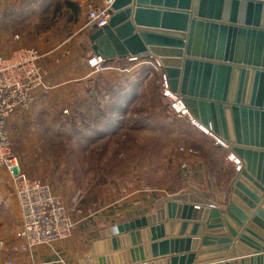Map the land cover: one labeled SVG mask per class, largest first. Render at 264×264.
Instances as JSON below:
<instances>
[{"label": "water", "instance_id": "95a60500", "mask_svg": "<svg viewBox=\"0 0 264 264\" xmlns=\"http://www.w3.org/2000/svg\"><path fill=\"white\" fill-rule=\"evenodd\" d=\"M109 14L105 27L92 26L94 55L159 60L172 93L241 162L226 209L194 193L169 196L151 215L111 229L112 249H121L119 237L130 234L133 245L136 236L154 242L150 255L130 249L131 264H151L168 255L159 248L167 252L169 245L189 252L191 239L155 243L167 229L159 222L198 219L204 225L177 226L205 229L201 245L212 256L233 246V258L248 259L225 264H264V0H116ZM182 254L170 263H194L195 254Z\"/></svg>", "mask_w": 264, "mask_h": 264}, {"label": "rangeland", "instance_id": "374dc122", "mask_svg": "<svg viewBox=\"0 0 264 264\" xmlns=\"http://www.w3.org/2000/svg\"><path fill=\"white\" fill-rule=\"evenodd\" d=\"M17 1L16 9L4 10L0 27L7 37L50 32L57 42L70 43L65 48L73 47L79 19L62 12L61 0ZM123 61L121 67L137 70L96 87L97 96L83 114L81 105L44 111L36 119L30 110L28 120L7 127L21 170L51 187L71 218L134 195L177 192L186 158L181 149L196 152L217 179L231 175L225 148L175 115L163 96L161 73L145 62ZM229 197L230 192L226 208ZM16 207L1 211L5 235L21 228L19 201Z\"/></svg>", "mask_w": 264, "mask_h": 264}, {"label": "crops", "instance_id": "0c3cea01", "mask_svg": "<svg viewBox=\"0 0 264 264\" xmlns=\"http://www.w3.org/2000/svg\"><path fill=\"white\" fill-rule=\"evenodd\" d=\"M69 1L80 10L79 18H77V21L79 19L78 38L77 40L73 39L71 49L64 47V45L70 43L57 42L52 38L50 32L34 35L31 38L25 35H17L20 37L19 43L21 45L39 49L43 55L42 65L47 71L44 87L36 93L35 105L28 114L31 117L35 115L34 119L44 111H67L78 105H81V114H83L97 96L96 87H99L101 83L118 80L124 74L127 76V74L138 68L121 67L120 65L124 61L114 59L106 61L105 69L102 72H95L88 64L96 56L92 51V43L89 39L92 34V26L89 25L87 14L88 6L99 3L100 0ZM61 2L62 12L72 13L71 9L65 5V0H61ZM17 3V0H0V25L5 8L8 6L16 9ZM14 37H7L0 27V55H5L12 49ZM80 45L81 47L78 48ZM125 61L127 62L128 59ZM28 115L24 113L12 117L8 122V127L11 128L13 125L23 123L30 118ZM210 140L215 144L213 138ZM216 147L219 146L216 145ZM223 151L226 156L225 164L231 166L232 170L231 175L223 178V180L217 179L209 173L203 160L197 155H185L184 163H187L188 167L182 170L183 186L177 192L134 195L135 197L133 196L120 203L99 207L89 215L81 216V211H78L77 215L72 216L75 226L69 239L51 246L35 248L30 254H19L15 258L14 264H131L130 249L139 250V257L150 255L148 248L154 243L151 240V235H146L145 241L142 237L136 236L135 245H133V242L129 239L130 234H124L119 237L121 239V249L114 251L111 243V229L117 225L128 224L136 219L151 215L154 213L155 206L159 201L176 194L194 193L218 210H224L226 208L224 200L227 193H231L230 185L236 175V166L234 162L228 159L232 153L227 149H223ZM17 202L13 180L6 171L0 170V264H5L7 258L5 251L7 247L18 243L20 233V228H17V230H14L13 235L4 234L6 230L5 219L1 211H5L6 208L15 209ZM19 212L18 217L21 224V209ZM159 223L165 224L167 229L162 235L158 236L159 239L155 243L191 239V250L186 252V248H181L180 245H169L167 252L165 249L159 248V253H168V255L157 260H149L148 262L151 264H171V257H179L183 255L182 253H185V255L195 254L196 258L193 264L237 263L239 260L248 259L245 254L242 258H233V246L223 256H212L214 250L203 249L201 245L202 237L207 234L205 229L193 233L188 227L182 232V228L177 226L181 223L204 225L202 220L170 219ZM170 223H174V226L170 227ZM146 229H149V227ZM211 237H214V235L211 234ZM232 241L236 242V240ZM140 249H142V252ZM102 260L104 261L102 262Z\"/></svg>", "mask_w": 264, "mask_h": 264}, {"label": "built area", "instance_id": "2783aa9c", "mask_svg": "<svg viewBox=\"0 0 264 264\" xmlns=\"http://www.w3.org/2000/svg\"><path fill=\"white\" fill-rule=\"evenodd\" d=\"M116 0H100L88 6L87 19L90 26L105 27L110 20V10ZM20 37L15 36L12 49L0 55V170L8 173L14 183L17 199L22 213L18 243L6 249L5 264H14L19 254H30L35 248L51 246L65 241L72 235L75 223L68 209L51 187L31 178L21 170L7 130L12 117L29 112L35 104V95L44 87L46 69L42 65V54L36 47L23 46ZM128 62L151 64L161 73L163 96L171 105L175 115L188 119L192 125L211 136L218 145L227 149V145L215 138L200 126L191 116L182 98L172 93L168 78L163 72L159 60L142 57L128 58ZM106 61L93 57L89 66L97 73L105 69ZM186 156H195L192 149H181ZM228 159L234 162L236 171H240L241 162L231 154ZM187 163L182 169H187ZM77 207V204H75Z\"/></svg>", "mask_w": 264, "mask_h": 264}, {"label": "trees", "instance_id": "16d2710c", "mask_svg": "<svg viewBox=\"0 0 264 264\" xmlns=\"http://www.w3.org/2000/svg\"><path fill=\"white\" fill-rule=\"evenodd\" d=\"M65 5L71 9L74 18L73 19H77L79 17L80 14V10L75 6V4H73L72 2H70L69 0H65Z\"/></svg>", "mask_w": 264, "mask_h": 264}, {"label": "bare ground", "instance_id": "6f19581e", "mask_svg": "<svg viewBox=\"0 0 264 264\" xmlns=\"http://www.w3.org/2000/svg\"><path fill=\"white\" fill-rule=\"evenodd\" d=\"M202 131H205V130H202Z\"/></svg>", "mask_w": 264, "mask_h": 264}]
</instances>
